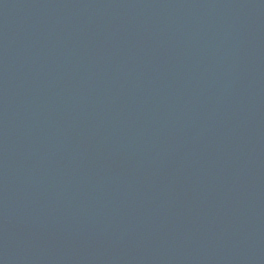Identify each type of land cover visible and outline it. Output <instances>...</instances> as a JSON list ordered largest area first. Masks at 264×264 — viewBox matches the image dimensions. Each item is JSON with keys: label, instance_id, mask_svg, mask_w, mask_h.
I'll return each mask as SVG.
<instances>
[{"label": "water", "instance_id": "water-1", "mask_svg": "<svg viewBox=\"0 0 264 264\" xmlns=\"http://www.w3.org/2000/svg\"><path fill=\"white\" fill-rule=\"evenodd\" d=\"M0 264H264V0H0Z\"/></svg>", "mask_w": 264, "mask_h": 264}]
</instances>
